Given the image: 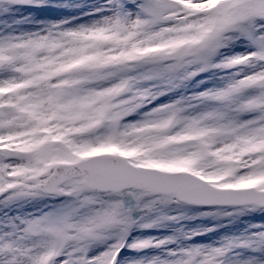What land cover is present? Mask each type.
I'll return each instance as SVG.
<instances>
[{
  "label": "snow or ice",
  "instance_id": "1",
  "mask_svg": "<svg viewBox=\"0 0 264 264\" xmlns=\"http://www.w3.org/2000/svg\"><path fill=\"white\" fill-rule=\"evenodd\" d=\"M0 264H264V0H0Z\"/></svg>",
  "mask_w": 264,
  "mask_h": 264
}]
</instances>
